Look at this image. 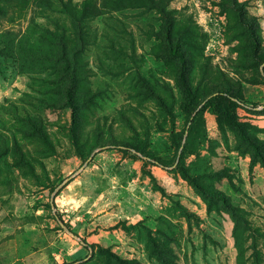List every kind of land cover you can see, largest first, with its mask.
<instances>
[{
	"label": "rangeland",
	"instance_id": "rangeland-1",
	"mask_svg": "<svg viewBox=\"0 0 264 264\" xmlns=\"http://www.w3.org/2000/svg\"><path fill=\"white\" fill-rule=\"evenodd\" d=\"M0 264H264V0H0Z\"/></svg>",
	"mask_w": 264,
	"mask_h": 264
},
{
	"label": "trees",
	"instance_id": "trees-1",
	"mask_svg": "<svg viewBox=\"0 0 264 264\" xmlns=\"http://www.w3.org/2000/svg\"><path fill=\"white\" fill-rule=\"evenodd\" d=\"M240 8H238L237 9V12L238 13H240V10H239ZM61 45H62V47H63V50H65L66 48H67V43L65 42V40H62V42H61ZM171 51L174 53V54H176V55H178L179 56V58H180V60H181V62H180V68H179V77H180V80L183 82V84H184V86L183 87H185V92H186V95H187V97H188V99H187V106H189V105H191L192 104V101H193V98H192V95H191V93H190V90H189V87L188 86H186V84H185V81H186V68H187V66H186V64H185V61H184V56L182 55V53L180 52V50H179V47L178 46H174L173 47V49H171ZM62 53H64L65 54V52L64 51H62ZM61 59H59V61H60ZM63 60V59H62ZM64 63H62V65H61V67L58 69L62 74H61V76L62 77H67V78H69L70 77V74H72V78H73V83H76V82H79L80 80H81V78L78 76V74H77V70H78V67H79V61L78 60H74V62L76 63V61H77V65L75 64V66H73V69L72 68H70L72 65H71V60H69L68 58H66V57H64ZM77 68V69H76ZM221 93L223 94V95H218L217 97H215V98H213V99H211L210 101H209V104L210 103H214L215 101H217V99H221V98H228V99H234V100H238L239 98L237 97V95L234 93V92H232L230 89H226V90H222L221 91ZM195 119V118H194ZM195 122V120H193V122L192 123H194ZM191 131H192V126H190L189 128H188V130H187V132L189 133V134H191ZM240 135H241V137L242 138H245L246 139V135L244 134V132H241L240 131ZM143 157H146V158H148V159H153L156 163H158V164H162L163 162L160 160V159H158V158H156V157H154V156H151V155H149V154H144L143 155ZM183 159V156H181V160ZM193 183V182H192ZM206 193H208V192H206Z\"/></svg>",
	"mask_w": 264,
	"mask_h": 264
}]
</instances>
